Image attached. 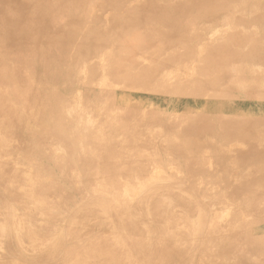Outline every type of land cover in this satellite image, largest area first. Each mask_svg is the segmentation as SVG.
Wrapping results in <instances>:
<instances>
[{
	"label": "rangeland",
	"instance_id": "rangeland-1",
	"mask_svg": "<svg viewBox=\"0 0 264 264\" xmlns=\"http://www.w3.org/2000/svg\"><path fill=\"white\" fill-rule=\"evenodd\" d=\"M127 1L135 6L136 0ZM121 11L118 0H0V169L20 173L18 179L25 187L23 193H14L17 204L10 208L7 220L0 219V264L10 260L16 264H81L83 260L82 264H264L261 234L257 237L250 229L254 216L264 214V203L254 210V202L250 206L234 198L219 199L222 188L215 180L189 183L192 167L185 161L187 155L177 157L167 147L180 146V139L174 134L165 136L170 134L168 124L186 115L187 103L174 93V104L165 109V121L155 118L154 85L139 82L142 75L160 76L162 85L180 87L182 94L199 56L182 62L181 46L152 45L142 37L146 30L140 26L131 25L120 35L103 34L120 19ZM228 11L201 18L196 30L205 42L197 45V55H202L206 45L228 39ZM252 28L258 30V26ZM252 71L263 76L264 66H254ZM46 91L58 102L65 100L66 132L73 135L76 131L71 148L34 123V107L43 104ZM141 94L150 97L141 98ZM107 128L113 137L116 171L115 183L109 188L94 177L84 183L78 166L67 159V155L83 159ZM132 137L135 140L130 144ZM171 151L173 155L167 153ZM40 152L55 165L54 175ZM212 166L205 167L211 173L219 169L215 163ZM1 177L0 194L11 191L10 181ZM61 182L64 191L58 187ZM231 182L232 187L238 185L235 176ZM97 184L99 190L95 191ZM109 197L116 201L114 216H120L119 223L99 209L101 200ZM19 219L30 221L29 228L37 235L13 232ZM116 228L123 233L127 258L114 243ZM12 247L21 256L8 254ZM61 248L74 249L78 256L67 259ZM162 253L174 254V261L163 258Z\"/></svg>",
	"mask_w": 264,
	"mask_h": 264
},
{
	"label": "bare ground",
	"instance_id": "bare-ground-1",
	"mask_svg": "<svg viewBox=\"0 0 264 264\" xmlns=\"http://www.w3.org/2000/svg\"><path fill=\"white\" fill-rule=\"evenodd\" d=\"M118 3L122 8L121 14L119 15L120 19L117 22L115 21V23H113L108 29L106 28L107 31L103 32V34L120 35L124 29L131 25L140 26L146 30V33L144 32L142 37L149 39L148 41H150L152 45L160 47L181 46L184 49V53L180 57L182 62H191L192 59H195V56H199V58H197L198 64L196 65L194 73L188 72L192 80L186 86L187 90L182 94H179L180 91L178 92L180 87H166L162 85L163 80L161 81V78H159L160 76L156 78L149 75H142L139 78V82L142 83L141 85H145V83L154 85L153 87L156 91L153 92L154 94L152 96L155 97L154 101L157 107L156 114L154 115L155 118L163 119L165 121L167 114V110L165 109L174 104V93L178 94L181 98L180 100H184L187 103L186 115L177 116L171 124H168L171 127V130L169 131L170 134L165 136L168 137L169 135L174 134L180 139V146L174 148V146H170L169 144L167 147L172 148L177 157H179L181 153L187 155L185 161L188 160L189 165L192 167L188 179L189 183L191 182V184L195 185L196 182L199 183L206 179L213 182L217 181L218 184H220L218 187L222 188L219 199H224L226 197H228V199L234 198L243 202L244 205L250 203V206L253 204L252 202H254L255 205L253 209L256 210L259 205L264 203V75L256 76L253 74L252 70L254 66H264V0H235L234 3L233 0H136L135 6L132 5V2L127 0H118ZM225 10H229L225 19L230 26V32L227 33L228 39L217 40L206 45L201 53L202 55H197V45L205 42L204 35L199 34L196 30L197 24L202 17H207L214 12H216L217 15L218 11ZM246 14L249 15L246 18L241 16ZM130 20H133V24H130ZM253 26H258V30H253ZM179 30L184 33L178 34L177 31ZM167 62L169 67H171L169 63L172 62L169 60H167ZM164 64L162 63L160 66L158 65L156 70H159ZM172 71H174V69H172ZM42 96L43 104L34 107V112L37 116L34 121L36 127H39L40 129L42 128L49 137L51 136L56 139L65 147L71 148L74 145L76 131H74L75 133L73 135L66 132L67 121L64 116L65 100L58 102L50 91L44 92ZM142 97L149 98L150 96L141 94V98ZM196 109H199V111H196ZM22 120L24 119L22 118ZM27 120L25 119V122ZM109 128L104 131L101 140L91 144V150L85 153L83 159L78 157L75 159L71 155H67L68 161L78 166V170L81 171V174L84 176V183H88L89 179L92 177L102 180L104 184L99 181L101 183L100 185L103 184L106 188H109V186L112 187L115 183L114 172L116 171H114L113 168L115 149L113 145V137L109 133ZM24 134H27V132ZM134 140V137H132L128 142L131 144ZM4 142H6V139ZM4 142L2 143L6 144ZM21 146H23L22 143ZM21 146L19 147L22 148ZM99 151L101 152V155H98ZM42 153L40 152L39 156L45 160L47 170L54 175L56 172L55 165L51 160L44 156V153ZM167 153L173 155L172 151ZM209 155H211V157ZM158 156L161 157V154H158ZM184 157L185 156H183V158ZM67 159L65 161H67ZM211 159L213 162H211ZM213 163L218 165L219 169H214L215 171L219 170L217 173L215 171L211 173L210 169H207L208 165L210 168H214L212 166ZM19 174L20 173H18V175ZM0 175H2L1 178L4 180L10 181V187H12L11 191H6L5 193L0 194V219L2 218L6 221L10 208L16 203L14 193H23L25 187L20 183L21 179H18L19 176L17 175V172H11L7 167L0 169ZM219 176H221V179H219ZM232 176H235L238 180V185H233V187L231 186ZM25 181L29 182V179L26 177ZM217 182L215 184H217ZM55 184L56 182L54 185ZM58 187L61 191H64L66 186L65 183L61 182ZM86 187L87 186L85 185V188ZM98 187L97 184V186L94 187V190L96 191ZM229 187H232V191L227 194L228 192L226 191ZM172 188L174 189L175 187L172 186ZM66 190L68 189L66 188ZM39 191L42 190L39 189ZM190 192L193 194L192 189ZM66 197L69 198L68 196ZM110 197L101 200L102 205L100 203L99 209L111 219L115 220L116 218L117 223H119L118 219H120V216H114V210L117 208L116 201L113 197ZM64 201L69 202L70 200L68 201V199H66ZM118 204L120 205V203ZM59 206L61 207L62 205ZM121 206L126 207L125 205ZM119 208L120 207H118V209ZM120 210L121 209H119V211ZM124 211H126V209ZM50 213H52V211ZM22 221L12 229L13 232H22L28 236L37 235L34 232L35 230L32 231L29 228L30 221ZM121 221L122 220H120V222ZM5 224L6 228H8L7 222ZM197 228L200 230L201 224L197 225ZM250 229L252 230V233H256L257 237L261 234L259 242L261 246H264V214H262V212L261 215L254 216L250 223ZM114 231L117 238V242L115 240L114 243L120 245V247H118L122 249L125 258L129 257V252L127 253V250L123 247V239L121 240L123 233L121 235L119 228H116ZM15 236L16 234L14 235V238ZM75 236L77 237L78 235ZM23 237L25 236L23 235ZM101 243L103 242L101 241ZM117 245L115 247H117ZM94 246H97V244ZM114 251L116 250H113L112 252ZM61 252L70 260H72L74 256H78L74 249L69 250L63 248ZM8 254H17L21 256V253H17L16 250L14 251L13 247L8 249ZM101 254L104 253L102 252ZM108 254L110 255V253ZM107 255H105V257ZM162 257L174 261V254L172 253H162ZM119 260L121 261L120 258ZM157 260L161 262L160 259ZM70 262L72 264V261H69V263ZM82 263H84V260ZM119 263L116 262L115 264ZM123 263H125V261ZM8 264L16 263L13 260H10Z\"/></svg>",
	"mask_w": 264,
	"mask_h": 264
}]
</instances>
